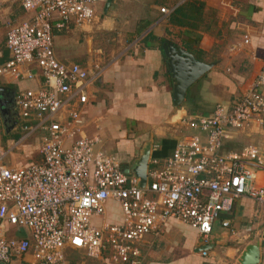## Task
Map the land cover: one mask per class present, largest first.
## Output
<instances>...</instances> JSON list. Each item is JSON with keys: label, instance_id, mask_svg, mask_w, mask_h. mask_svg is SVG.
<instances>
[{"label": "built area", "instance_id": "1", "mask_svg": "<svg viewBox=\"0 0 264 264\" xmlns=\"http://www.w3.org/2000/svg\"><path fill=\"white\" fill-rule=\"evenodd\" d=\"M6 1L0 0V8ZM18 2L33 15L7 22L9 56L0 64V76L33 78L28 69L22 72L23 65L38 72L40 86L19 93L14 107L24 136L41 132V158L10 168L0 155V264L27 256L29 264H83L69 261L66 249L88 258L107 254L113 263L140 264L137 243L149 232L161 233L168 219L194 228L205 245L216 222L234 233L229 219L221 218L234 199L246 197L264 206V145L220 152L229 130L243 131L260 121L264 72L231 105L218 103L208 115L181 118L190 132L180 135L168 157L148 161L146 184L140 187L113 155L94 148L95 138L81 133L88 71L59 61L53 51L54 18L60 29L90 24L97 0ZM249 42L244 35L242 43ZM65 139H71L68 147ZM108 199L119 204L121 222L97 226L92 219L104 214ZM10 230L24 234L6 237Z\"/></svg>", "mask_w": 264, "mask_h": 264}, {"label": "crops", "instance_id": "2", "mask_svg": "<svg viewBox=\"0 0 264 264\" xmlns=\"http://www.w3.org/2000/svg\"><path fill=\"white\" fill-rule=\"evenodd\" d=\"M106 1L97 0L90 24H70L60 29L54 18L52 43L59 61L77 63L88 71V100L80 108L81 133L95 138L94 148L113 155L123 171L147 141L151 142L149 160L168 157L180 135L190 132L181 125V118L208 115L218 103L231 105L264 72V0H245L248 2L242 5H231L230 0L184 1L201 4L200 11L191 9L193 26L170 23L174 9L182 5L175 0H111L105 9ZM160 7L168 11L162 14ZM206 9L217 15L215 32L202 27ZM32 15V11L22 9L18 0L6 1L0 8V64L9 56L5 48L7 22L30 20ZM244 35L249 37V43H242ZM165 39L201 62L212 64L188 88L184 102L176 108L172 106V82L161 47ZM34 68L33 65L21 68L23 73L28 69L34 74L31 79L0 76V101L12 108L19 93L39 87L41 78ZM12 110L16 112L15 107ZM260 118L243 131L229 130L220 152L236 153L247 145H264V113ZM1 128L0 155H4L3 159L13 156L4 164L18 168L40 160L41 132L24 136L17 120L10 130L16 135L12 139L3 135L10 131ZM70 143L71 139L63 141L65 147ZM18 157H23L26 163L17 162ZM31 158L35 161H29ZM221 218L229 219L234 233L216 222L205 245L194 228L168 219L161 233L149 232L137 243L140 264H239L245 246L255 241L260 244L258 264H264V206L239 197ZM121 219L119 204L108 199L104 214L92 221L100 226L120 223ZM12 231L24 234L21 230ZM204 250L206 254L202 253ZM65 252L68 255L74 251ZM73 254L84 256L81 251ZM12 263L29 264L30 257L14 259ZM81 263L124 264L111 262L107 254L102 259L87 257Z\"/></svg>", "mask_w": 264, "mask_h": 264}, {"label": "water", "instance_id": "3", "mask_svg": "<svg viewBox=\"0 0 264 264\" xmlns=\"http://www.w3.org/2000/svg\"><path fill=\"white\" fill-rule=\"evenodd\" d=\"M110 2L111 0L106 1L105 9ZM161 47L172 82V106L176 108L184 102L188 88L205 74L212 64L201 62L192 53L168 39L163 40ZM12 108H9L5 101H0L1 125L6 132H9L17 123V114L13 110L11 111ZM150 148L151 142H145L138 151L137 156L124 171L127 174L132 173L137 177L140 187H144L146 184L145 175L150 156ZM262 239L264 240V233L262 234ZM205 248L203 247V249ZM259 256L260 244L259 241H255L245 246L238 262L239 264H258Z\"/></svg>", "mask_w": 264, "mask_h": 264}, {"label": "rangeland", "instance_id": "4", "mask_svg": "<svg viewBox=\"0 0 264 264\" xmlns=\"http://www.w3.org/2000/svg\"><path fill=\"white\" fill-rule=\"evenodd\" d=\"M250 1V0H249ZM251 1H254V0H251ZM250 1V2H251ZM245 2H248V1H245V0H230V3H231V5L232 4H244ZM211 8V7H210ZM226 8H228V7H226ZM212 9H213V7H212ZM204 11H206V12H204V17H202L203 19H202V21H204V22H202V27L203 28H205V29H209V30H212L213 32H215V30H216V28H215V23H214V19H216V21H217V15H215L214 14V12H212V11H210V9L208 10V9H206V10H204ZM218 18H220V17H218ZM207 29V30H208ZM215 29V30H214ZM1 127H2V125H1ZM0 127V134H1V132H2V128ZM4 136H9L10 138H12V139H14L15 137H16V135H14L13 134V132H11L10 131V133H7V134H3ZM37 146V145H36ZM38 151V150H37ZM8 157H6L5 159H3V161H5V162H9V161H11L12 159H13V156H12V154H10V155H7ZM18 158H20V157H18ZM18 158H16V159H18ZM29 160V159H28ZM31 160H34L35 161V159L34 158H31L29 161H31ZM17 162H20V164H25L26 163V160L23 158V157H21L20 158V160L19 161H17ZM111 213L114 215V214H116V212L114 211V210H112L111 211ZM118 214V213H117ZM14 235H16L15 234V231H12V230H10V231H8L7 233H6V237H11V236H14ZM71 251V250H70ZM71 252H73V251H71ZM74 253V252H73ZM73 253H69L68 255H67V258H68V260L69 261H71V262H74V263H76V262H79V261H82V260H85V259H87V257H85V256H79L78 254H76V255H74Z\"/></svg>", "mask_w": 264, "mask_h": 264}, {"label": "trees", "instance_id": "5", "mask_svg": "<svg viewBox=\"0 0 264 264\" xmlns=\"http://www.w3.org/2000/svg\"><path fill=\"white\" fill-rule=\"evenodd\" d=\"M201 4L198 6L197 3L185 2L182 5L178 6L174 9L170 17V23L174 25L180 26H193L191 20L193 19V15L191 14V9H198ZM194 20V19H193Z\"/></svg>", "mask_w": 264, "mask_h": 264}]
</instances>
